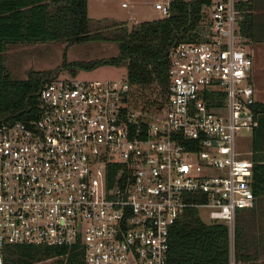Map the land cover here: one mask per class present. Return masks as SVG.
Here are the masks:
<instances>
[{"label":"built area","instance_id":"2783aa9c","mask_svg":"<svg viewBox=\"0 0 264 264\" xmlns=\"http://www.w3.org/2000/svg\"><path fill=\"white\" fill-rule=\"evenodd\" d=\"M172 1L154 6L165 15ZM245 1L202 0L199 34L171 45L155 108L132 101L127 72L55 74L37 116L0 119V264L21 242L78 246L83 264H169L189 205L234 229L255 199Z\"/></svg>","mask_w":264,"mask_h":264},{"label":"trees","instance_id":"16d2710c","mask_svg":"<svg viewBox=\"0 0 264 264\" xmlns=\"http://www.w3.org/2000/svg\"><path fill=\"white\" fill-rule=\"evenodd\" d=\"M244 5L240 27L250 39L256 36L257 21L253 1L247 0ZM203 7L202 0H173L168 14L139 19L130 25L125 20H115L112 36L118 46L115 53L89 59H63L62 63L73 69L100 62H123L131 82L132 101L155 108L166 97L170 47L180 39L198 36ZM102 33L89 27L87 0H0V119L37 116L39 88L55 75L50 69L33 67L25 76L13 75L4 57L8 42L53 38L72 42L106 37ZM251 106L257 120L251 130L252 184L257 195L264 192V100L255 98ZM237 213L233 239L236 260L253 255L244 247L245 220ZM229 261L227 223L206 220L197 206H187L171 226L169 264H229ZM5 264H83L82 249L55 243H12L8 245Z\"/></svg>","mask_w":264,"mask_h":264},{"label":"rangeland","instance_id":"374dc122","mask_svg":"<svg viewBox=\"0 0 264 264\" xmlns=\"http://www.w3.org/2000/svg\"><path fill=\"white\" fill-rule=\"evenodd\" d=\"M127 4H122V0H87L89 15V27L92 31L98 29L106 37L95 36L86 40L67 42L63 38L42 39L35 41L8 42L4 49L6 65L11 73L16 76L27 75L28 70L33 68L50 69L52 74L58 76L76 75L85 78H119L126 73V65L114 62H100L91 67L77 66L73 69L63 65V59L83 58L89 59L98 56H106L117 51V41L113 36L115 32V20H125L128 25L143 18H150L160 15L159 10L154 6V0H126ZM256 6L255 19H264V0ZM202 33V32H201ZM256 36L248 41V49L253 61V70L256 78L253 80L249 76L251 83L255 82L259 97H264V22L256 23ZM255 94V91H254ZM258 95V94H257ZM262 95V96H261ZM264 99V98H263ZM243 144L252 150L250 130H245ZM246 155H248L246 153ZM261 203H264V198ZM250 206L240 207V219H245L244 225L247 230L256 229L254 216H243ZM203 218H207L202 212ZM243 216V217H242ZM258 219H264V214L258 215ZM236 219V218H235ZM232 232V233H231ZM229 232L231 238V250L229 264H244L237 262L233 252L234 229ZM253 254L247 264H253V259L260 257V249L248 248Z\"/></svg>","mask_w":264,"mask_h":264},{"label":"crops","instance_id":"0c3cea01","mask_svg":"<svg viewBox=\"0 0 264 264\" xmlns=\"http://www.w3.org/2000/svg\"><path fill=\"white\" fill-rule=\"evenodd\" d=\"M123 1H126V0H122V4H127V1L125 3H123ZM252 1H253V7H254L253 10L255 12H257L256 6H259L261 4L260 3L261 0H252ZM258 22H261L262 23V22H264V19L263 20L262 19L257 20V23ZM253 67L254 66H253V61H252L251 62V65H250V68H249V76L252 77L253 80H255L256 75H255V70H253ZM253 86H254V91H255V94H254L255 98L256 99H259V100H264L263 99L264 97H259V95L261 93H259V92L257 93V87L255 85V82L253 83ZM256 122H257V120L254 119V124ZM251 130H252V128H251ZM251 130H250V136H251V132H252ZM260 150L261 149H259V150L256 151V154L257 155H258V152H260ZM263 198H264V192L255 195L254 205L248 207V209L246 210V212L243 215L245 217H248V215H252V217L254 216L253 220L255 221V224H256V227H257L254 230H247V229H245V233H244V235L242 237V239H245L246 240V243L244 245V247L246 249L247 248L254 247V249L255 248H258V249L261 250V252L259 253V254H261V256L260 257H257L256 259H253V264H264V219H261V220L258 219V217H259L258 215L259 214H260V217H261L262 214H264V203L263 204L261 203V201H262ZM239 211H240V209H238V213H237V216L238 217H240L239 216L240 215ZM229 237L231 238L230 235H229ZM233 245H234V241H233ZM230 250H231V240H230ZM249 259L250 258L245 257L243 259H238L237 262L239 263V262L242 261V262H244V264H247L248 263L247 261Z\"/></svg>","mask_w":264,"mask_h":264},{"label":"water","instance_id":"95a60500","mask_svg":"<svg viewBox=\"0 0 264 264\" xmlns=\"http://www.w3.org/2000/svg\"><path fill=\"white\" fill-rule=\"evenodd\" d=\"M161 105V103H158V106Z\"/></svg>","mask_w":264,"mask_h":264}]
</instances>
